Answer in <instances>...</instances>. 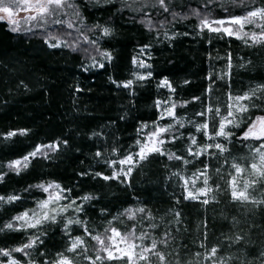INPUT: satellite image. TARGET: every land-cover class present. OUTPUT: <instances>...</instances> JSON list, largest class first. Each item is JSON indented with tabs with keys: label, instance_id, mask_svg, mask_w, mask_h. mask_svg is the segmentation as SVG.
I'll use <instances>...</instances> for the list:
<instances>
[{
	"label": "trees",
	"instance_id": "obj_1",
	"mask_svg": "<svg viewBox=\"0 0 264 264\" xmlns=\"http://www.w3.org/2000/svg\"><path fill=\"white\" fill-rule=\"evenodd\" d=\"M72 3L83 19V24L77 20L81 25L77 30L64 31L61 26H52L13 32L6 22L0 21V134L28 130L27 135H16L9 140L0 135V174H6L0 182V195L21 197L14 203L0 205V227L17 214L34 208L37 199L46 197V193L30 186L54 181L71 189L74 198L86 194L96 197L80 214L93 234L103 232L106 221L124 209L142 206L151 212L153 219H144L137 228L147 229L157 239L165 232H171L169 245L160 246L171 264H177V260L180 264H210L196 256L197 252H204L201 242L208 248L216 246L219 256L227 260V264H264V205L233 201L224 180L215 174L218 166L215 159L210 163L212 179L209 183L216 198L207 205L183 200L182 181L172 176L173 172L190 176L203 167L200 160L208 162L207 156L183 165L181 161L168 160L166 155H150L133 170L126 184L93 178L91 174L81 175L94 172L111 175L112 170L104 160L116 159L113 148L118 149L120 156L128 151H138L135 141L143 139V134L138 136L137 129L143 123L151 125L157 120L160 113L155 102L169 97L177 103L192 102L176 109L177 115L185 120V127L179 129L183 138L166 144L165 148L193 159L184 151L189 143V133L196 135L201 144L205 138L202 133H196L188 121L202 122L195 113L204 105L222 104L229 91L234 95L243 94L250 87L264 84V45L249 47L235 38H220L207 29L201 31L199 19L191 14V10L196 9L201 14L211 12L210 19H223L228 15L224 7L234 15H240L241 9L230 4L222 7L223 0L214 3L209 0H170L169 12H164L158 5L153 6L155 0H128L132 9L142 8V11L130 10L122 0L111 3L73 0ZM171 12L178 14L175 19ZM96 24L110 28L112 34L103 37L101 29L94 28ZM254 31L259 29L254 28ZM51 36L61 41V47L48 46L46 40L56 42L50 39ZM85 36L97 44L87 43ZM70 38L77 43L66 44V39ZM145 45L149 47L141 53L140 49ZM97 46L100 51L110 52L113 59L110 62L102 59ZM228 53L232 55L233 68L230 77L221 80L219 77L226 71ZM134 57L151 67L134 66ZM93 58L104 67H90ZM148 72L152 73L151 77L143 81L136 80L133 75ZM210 75L215 83L212 92L206 93L211 83ZM164 78L171 83L174 93L168 88L157 87ZM130 79L134 81L130 88L118 87ZM196 96L201 100L194 101ZM260 114L256 109L249 113L253 118ZM171 122L167 118L159 121L161 125ZM231 131L238 136L242 134L241 129ZM52 143L59 147L49 153L47 159H33L19 175L9 171L10 161L23 157L36 145ZM246 143L253 142L234 140L229 145V164L233 157L242 165L248 162L242 159L249 157ZM97 151L103 153L102 158L95 156ZM229 164L224 166L226 179L231 171ZM217 184L220 190H215ZM259 190L261 196L256 200L264 199V188L259 187ZM177 200L180 203H176ZM169 209L180 212L179 224L175 223L176 218ZM132 223L125 220L124 224L117 223L116 226L124 231ZM149 223L158 227L148 228ZM44 227L47 232L43 237L44 244L33 250L31 257L36 264L55 258L56 253L67 245L68 237L64 236L59 220ZM82 234L83 229L72 226L73 236ZM26 236L22 231L0 232V249L19 246L26 242ZM237 236L241 237L239 241H236ZM88 244L91 249L94 242L89 239ZM12 255L25 264L26 258L21 253ZM0 262L7 263V258L0 256ZM80 264L87 262L81 259Z\"/></svg>",
	"mask_w": 264,
	"mask_h": 264
},
{
	"label": "snow or ice",
	"instance_id": "obj_2",
	"mask_svg": "<svg viewBox=\"0 0 264 264\" xmlns=\"http://www.w3.org/2000/svg\"><path fill=\"white\" fill-rule=\"evenodd\" d=\"M97 3H111L112 0H96ZM130 10L142 11V8L132 9L128 0H122ZM135 2V0H133ZM170 0H155L153 6H159L164 12H169L168 7ZM215 0H209V3H214ZM230 4L234 7L241 9L240 15H234L228 12L227 7L224 11L228 13L226 18L223 19H210L211 12L201 14L200 11L193 9L191 14L197 16L199 19V27L201 31L207 29L209 33L217 34L220 38L229 37L242 41L249 47L255 45H264V0H223L222 7ZM145 6L147 3L145 2ZM66 9H71V17L68 20H62L59 17L61 14L68 15ZM29 13L22 18L23 22L41 21L45 24H59L66 25L68 28L73 27V19L79 20L83 24V19L78 8L71 2V0H0V21L7 20L12 25L11 31H19L20 20L14 17L19 12ZM175 19L178 15L171 12ZM253 26L258 28L259 31H245L246 26ZM94 28L101 29L102 36L107 37L112 34V30L108 27H103L96 24ZM92 31V29H88ZM185 35H187L185 33ZM50 39L55 40V43H48L50 48L61 47V41L55 36ZM85 41L89 44L96 45L97 41L88 40L84 37ZM249 41L251 43H249ZM211 42V37L209 38ZM148 45L143 46L140 52L143 53L148 48ZM97 51L104 60L111 61L112 54L107 51H100L97 46ZM227 60L226 71L219 78L223 80L225 77H230L231 69L233 68L232 55L228 53L225 57ZM133 65L140 68H150L151 65L133 58ZM93 64L96 61L93 58ZM103 68L104 64H98ZM243 66V65H241ZM87 70V68H85ZM136 80L143 81L149 79L152 75L151 72L145 74L133 73ZM209 80L211 83L206 89V93L212 92V85L215 80L210 75ZM113 83H116L113 81ZM134 81L132 79L123 82L124 88H130ZM188 83V81H185ZM157 87L168 88L170 92L174 93L175 89L167 78L159 82ZM194 101H200L201 97H193ZM192 101H184L177 103L172 101L169 97L168 100L155 102V107L159 110L157 120L153 121L151 125L143 123L137 129L138 136L142 133L143 139L138 138L135 141V147L138 151H128L124 155H117L118 149L113 148L112 154L116 159L104 160V163L109 169L112 170L111 175H105L103 172L94 173H81V175L91 174L93 178H100L105 181L116 180L120 183H128L133 170L142 162L148 159L150 155L158 154L167 156V159L172 161H181L183 165L193 163L194 160H200L202 156L209 158L208 162L200 160L203 167H199L190 176L181 175L179 172H173V177H178L182 183L180 187L183 189L182 196L185 201H199L207 205L212 200H215L213 187L209 181L212 176L209 172L210 163L215 159L217 167L215 174L224 180L227 185V190L233 201L240 203L251 202L255 204L264 205V199L256 200L252 192L256 190L257 186L264 188V84H257L255 87H250L243 94H232L228 92L227 100L222 104L213 106L211 104L204 105L202 110L195 113L196 116L202 118V122L189 120L196 133H202L203 137L209 141L208 143H199L196 135L189 133V143L185 146L184 151L188 157L178 155L165 148L166 144L174 143L183 138V133L179 129L185 127V120L179 117L176 113L178 107H185ZM223 109V110H222ZM251 109H256L261 114L249 115ZM170 119L172 122L167 125H161L160 120ZM210 121L212 122L210 124ZM241 125H245L241 128ZM241 129V135H237L231 129ZM145 129L149 131L145 132ZM25 129L17 131H9L3 135L5 140L11 139L16 135H27ZM94 135H97L94 133ZM234 140L240 142L252 141L254 143H246L245 146L249 149L250 158L242 157L248 162L242 165L232 158L229 164V156L231 155L229 145ZM67 143L66 141L64 142ZM58 144H39L28 152L23 157L10 161L7 165L9 171H14L17 175L21 171L26 170L33 159L37 157L48 158L49 153L58 150ZM97 158H102L103 153L97 151L95 153ZM224 163L221 164L220 161ZM229 164L231 171L227 173L225 178L224 166ZM118 166V167H117ZM4 175L0 174V182H3ZM200 182L202 186L198 187L197 183ZM30 187H35L43 193H46L44 199H37L35 207L26 209L25 211L12 217V219L0 227V232L13 231L25 232L26 242H22L19 246L12 249H0V256L7 257V264H22L21 261L13 257L12 253H21L25 258V264H36V261L31 257L33 250L37 249L40 245L44 244L43 237L47 235L45 225L56 224L58 220L62 223V232L64 236L68 237L67 245L63 251L56 253L55 258L49 260L45 259L43 264H80V260L86 261L87 264H171L168 255L161 250V245L167 247L172 239L171 232H165L162 238L157 239L147 229H138L137 224L143 222L144 219L151 221L153 219L151 212L142 206L129 207L124 209L123 212L113 216L111 220L106 221V227L103 232H96L87 227V221L81 219L80 214L85 211V205L95 199L92 195H84L80 197H73L72 190L63 188L59 183L48 181L36 184ZM215 190H220V185L217 184ZM203 197V199H201ZM21 197L16 194L8 196L0 195V205L11 204L19 201ZM176 203H180L179 200ZM169 212L174 214L175 223L179 224L180 212L175 209H169ZM102 215L104 212L102 211ZM125 220L132 221L131 226L126 227L124 231L116 226L117 223L124 224ZM76 225L83 229L82 235H72V226ZM158 225L149 223L148 228L155 229ZM29 230H32L29 232ZM94 242L91 249L88 240ZM241 237L237 236L236 241ZM149 241V243H145ZM200 247L204 248V252H197V257H203V260L210 262V264H227V260L219 256V249L216 246L211 248L201 242ZM91 251L92 254H89ZM44 255V253H40ZM79 258V259H78ZM3 264V262H0ZM177 264L180 261L177 260ZM199 264V262H198Z\"/></svg>",
	"mask_w": 264,
	"mask_h": 264
},
{
	"label": "rangeland",
	"instance_id": "obj_3",
	"mask_svg": "<svg viewBox=\"0 0 264 264\" xmlns=\"http://www.w3.org/2000/svg\"><path fill=\"white\" fill-rule=\"evenodd\" d=\"M73 0H71V2H72ZM66 11L68 12V15H64V14H61V16L59 17L60 19H62V20H68V19H70V17H71V9H66ZM29 13H26V12H23V11H21V12H19L14 18L15 19H17V20H20L21 21V23L19 24V31H17V32H29V31H33V30H41V29H44V27H52V26H61L62 28H64V31L65 30H71V29H79L80 27H81V25H79L80 23L77 21V20H75V19H73V27L72 28H68L66 25H59V24H52V23H47V24H45V23H43V22H41V21H29V22H27V23H25V22H23V20H22V18L24 17V16H26V15H28ZM3 22H6L8 25H9V27L10 28H12L13 26L12 25H10L8 22H7V20H4ZM60 27V28H61ZM252 30H254V27L253 26H251V25H249V26H246V28H245V31H252ZM71 39V40H70ZM70 39H66V41H67V43L66 44H68V43H72V42H76L75 40H74V38H70ZM77 43V42H76ZM73 44V43H72ZM71 44V45H72ZM69 45V44H68ZM103 59V58H102ZM99 63H101V62H96V65H94L93 64V61L89 64V66L90 67H94V66H98V64ZM209 141H207L206 139H205V142L204 143H208ZM249 142H252V141H249ZM254 143V142H253ZM248 155H249V158H250V153L248 152ZM199 184H200V182L199 183H197V186L198 187H200L199 186ZM259 187L260 186H257V188H256V190L255 191H253L252 192V195L254 196V198L255 199H259V197L261 196V195H259V194H261V190H259ZM259 195V196H258ZM201 199H203V197H201ZM7 258V257H6ZM7 260H8V258H7ZM5 264H7V263H5Z\"/></svg>",
	"mask_w": 264,
	"mask_h": 264
}]
</instances>
